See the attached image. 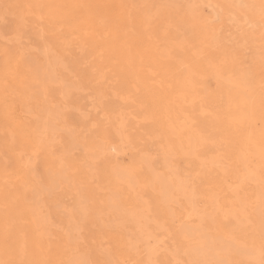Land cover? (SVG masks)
Instances as JSON below:
<instances>
[{"label":"bare ground","instance_id":"1","mask_svg":"<svg viewBox=\"0 0 264 264\" xmlns=\"http://www.w3.org/2000/svg\"><path fill=\"white\" fill-rule=\"evenodd\" d=\"M150 1L0 0V264H264V63Z\"/></svg>","mask_w":264,"mask_h":264},{"label":"rangeland","instance_id":"2","mask_svg":"<svg viewBox=\"0 0 264 264\" xmlns=\"http://www.w3.org/2000/svg\"><path fill=\"white\" fill-rule=\"evenodd\" d=\"M130 1L141 9H145L144 3L147 5L146 2H151ZM159 1L161 5L170 8V22L178 28L177 33L192 35L191 37L195 39L197 36L195 30L190 29L189 24L184 21L189 15L187 12L191 9L192 13L193 9L196 12L194 17L208 26L207 30L211 36L206 37L210 39V44H214L220 54L228 53L227 58L236 60L235 68L239 79L243 82H255L256 72H262V69L255 66L254 70L253 63H256V60L260 61L256 65L264 63V14H262L264 8H259V3L261 1L264 3V0H172V4L168 0ZM154 4L156 6L157 2ZM185 9H188L187 12ZM251 13L262 14L260 17L263 20H253ZM208 83L212 89L215 88L216 83L212 78L208 79ZM128 156L129 152H126L118 157L121 161H126Z\"/></svg>","mask_w":264,"mask_h":264}]
</instances>
